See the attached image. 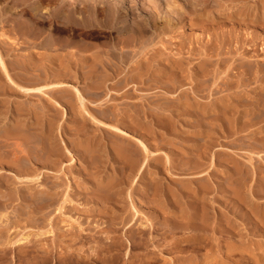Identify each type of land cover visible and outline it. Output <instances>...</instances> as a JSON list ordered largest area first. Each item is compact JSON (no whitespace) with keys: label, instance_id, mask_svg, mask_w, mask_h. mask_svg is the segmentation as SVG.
<instances>
[{"label":"rangeland","instance_id":"rangeland-1","mask_svg":"<svg viewBox=\"0 0 264 264\" xmlns=\"http://www.w3.org/2000/svg\"><path fill=\"white\" fill-rule=\"evenodd\" d=\"M11 1L0 0V20L3 21L0 22V53L2 58L4 55L7 63L12 65L14 59L17 61L23 58L21 54L27 53L29 44L41 43L42 40L53 35L56 38L61 37L58 30L61 24L58 21L40 23L36 17L41 19V15L60 13L61 10L67 15L66 12L71 10L72 5L68 4V0H64L65 4H62L63 0L62 2L61 0H45L38 10V16H34L26 12L27 4L20 3L21 0H17L16 5V0ZM27 1L35 4L37 0ZM79 1L82 2L78 5V9H75V15L80 17L81 14H87L88 11L83 9L85 8L83 5L85 1ZM79 1L78 3H80ZM195 1H197L195 4H191L189 1L178 0L183 7L179 6V8L174 9L177 14H172L175 16L172 30L165 34H155L154 41L158 50L151 53L157 54V51H163L162 62L157 63L155 61L153 63L155 71L153 69L152 73L143 72L140 74L142 81L136 78L137 81H129L126 85L123 82L133 71L131 69L124 71L125 74L122 72V75L120 72L119 76H112V79L109 80V86H113L111 87L113 93L108 105L112 106L111 109H114L117 117L128 112L130 117L144 120L143 122L146 121L147 131L144 133L134 126L130 128L124 122L120 123L119 126L131 133L130 138L135 145L138 144L137 140H141L148 145L151 151L157 152L156 159L150 155L143 176L133 170L129 181L122 182L121 185L123 186L120 187V190L115 189L112 196L113 204L99 200L91 192L96 180L90 178L88 174L90 171L86 169H89L93 163L85 161L88 164L87 167L78 160L73 168L68 164L71 155L78 157V148L75 144L78 140L95 139V143L99 141V149L102 151L104 145H110L108 134L96 128V124H94L95 126L89 124V129L84 128L83 121L76 113V103L70 104L58 93H56L58 96L54 94L53 98L66 106L67 113L62 115V112L59 111V115L54 117L50 126L48 119L52 112L51 110L47 112L45 106L48 99L38 96L25 98V96L11 93L3 84V73H1L0 139L3 135V125L10 127L12 122L14 123L18 118L20 121H27V124H32L38 120L36 122L41 125V127L38 125L37 128L39 132L40 130L47 132L46 136H53L52 138L62 149L66 146L71 151L70 154L65 153L62 162L59 163V166L63 163V170L65 171L62 174L63 181L60 183V192L65 190L66 184L70 181L71 188L68 191V196L71 198V202L63 211L58 210L57 212L55 206L60 201L57 200L54 202L55 206L51 211L44 216L40 214L37 216L32 210V205L28 206L27 203V198L32 197V192L39 188L37 183L33 182L27 189L23 190L21 183L19 186L16 179L12 180L13 174L8 171L3 173V167L0 166V264H66V261L64 263L57 261V257L64 254H71L73 257L90 256L93 253L92 248L74 244L70 239L78 231L83 234H91L95 229H108L111 225L109 219L112 213L116 212L117 219L122 214L133 217V213H135L133 208L138 210L134 216V227L143 222L151 223V221L156 226L165 225L167 218L171 216L162 213L157 206L169 204L168 206L171 205V207L178 209L180 205H183L186 207V212H189L192 205L191 200L199 204L202 203V200L207 203L209 226L216 227L214 234L212 227H209L207 230L198 233L202 235L200 242L196 239L186 242L191 234L196 233V230L176 232L177 243L180 242L179 244L183 245V250L179 253L175 249H170V246L167 248L158 246L157 242L164 240L153 231L149 235L151 238L155 237L156 243L149 240L148 247L139 250L131 248L132 244L130 243L135 240L134 231H127L122 234L123 226L119 224L116 232L110 234L112 239H120L125 244L123 252H120L121 260L119 263L139 264L140 261H143L137 256L146 252L151 258L144 261L145 264H185L186 260L191 259L195 261L194 264H214L213 259L215 258L221 263L226 260V256L219 253L215 245H212L214 243L213 238L218 236L221 243L237 238L243 239L242 241L247 243H245L246 255L233 254L234 256H232L234 259H241L242 257L244 260V262L241 260L242 264H264V216L256 215L258 210H264V139H261L264 138V0ZM60 4L61 6H59ZM3 10L6 11V17L3 15ZM73 26L69 28L66 34L68 41L72 39L70 44L75 42L73 39L76 41L82 39L79 42L90 47V51L99 48L105 49L110 43L109 36L105 32L100 33L88 27H80L79 30L77 25L73 24ZM34 30L36 31L35 34L29 32L30 35L27 36L28 31L33 32ZM31 35L32 37H30ZM3 41L7 42L4 47ZM73 48V46L69 47V50L75 52L73 58L76 61V57H79V51L77 52L76 47L71 50ZM147 50H144L142 54L138 53L137 59L146 54ZM35 51L43 50L40 47L39 49L35 47ZM81 53L82 51H80ZM174 59L181 62V66L179 65L177 70L170 64ZM201 62H204V65L201 66ZM156 65L166 67V74L168 75L176 72L177 82L175 86L169 84L170 82L166 81V77L162 80L156 79L160 68ZM73 68H77L74 61ZM88 80L82 73L78 75V79L73 75L68 78L69 82L83 90L85 103L89 109L91 108L97 117L104 120V117L97 112L103 110L104 106L101 105L103 107H100V98L98 100L93 99L88 94L91 90ZM114 81L121 82V84L117 85L118 83ZM182 101L184 103L181 104ZM188 102H190L189 104L192 102L193 107L188 104L187 106L186 103ZM31 105L36 107V111L39 109L41 113L45 111L46 117L41 116L40 112L37 114L40 115L39 118L43 117L41 120L29 112L20 115L15 112L20 106L25 107L28 111V108L33 107ZM231 108L235 110L233 111ZM156 111L162 113L167 122L164 119L163 123L156 122L157 118L154 115ZM222 116L225 117L223 121L218 119ZM22 117L23 119H21ZM258 131L259 133H257ZM101 138L103 139L101 140ZM61 142H64L65 145ZM0 144L2 143L0 142ZM108 145L107 149L112 154ZM103 160V164L92 174L96 175L98 180L104 181L108 176H118L119 164L112 161L113 158L110 162L108 158ZM235 166H240L242 170H238ZM42 168L43 166L39 165L37 171L42 170ZM56 169L54 167L52 170ZM10 170L15 172L14 169ZM3 174L9 183L7 181H5L6 184L3 183ZM52 177L51 175V179ZM144 177L148 181L150 180L151 184L158 186L161 192L159 191L156 195L151 189L146 192ZM132 178L134 179L133 184L130 182ZM203 184L207 188H204ZM184 186H192L199 192L197 196H194L195 199H192L194 197H191L187 192L186 194L182 193L181 189ZM236 186H239L241 194L235 193L234 188ZM5 189L13 193L12 199L3 201V190ZM169 189L174 191L173 196L166 194ZM5 222L8 223L6 227ZM230 223L236 225V229L240 230L239 234L234 232L235 229H230ZM45 231H51V233L48 235ZM42 232L45 234L39 235ZM22 237H26L24 242L13 244L14 241H18ZM61 238L64 239L63 242L60 241ZM156 238L160 240L157 241ZM7 239H10L9 241L12 243L4 244L3 242ZM170 239L168 236L166 240ZM126 249L127 254L125 253ZM45 255L49 257V261L42 262L41 259ZM226 261L229 264L228 259ZM91 264H100V262Z\"/></svg>","mask_w":264,"mask_h":264},{"label":"bare ground","instance_id":"bare-ground-1","mask_svg":"<svg viewBox=\"0 0 264 264\" xmlns=\"http://www.w3.org/2000/svg\"><path fill=\"white\" fill-rule=\"evenodd\" d=\"M78 1L79 0H74L71 2L68 0V4L72 5V8L70 11L66 12L67 15H65V12L62 13V10H61L60 13L48 14L47 16L41 15V17H42V18L40 17L41 19H38V17H36V19L40 23H46V22L50 23L51 21H58L61 24L60 27H58V30L61 34V37L56 38V37H53L54 35L52 34L53 35L52 37H49L48 39L42 40L41 43L29 44V46H27V49H28L27 53L24 52L25 54H21V55H23V58L21 60H17V61H15V59H14L12 65L8 64L4 55L2 58V55L0 53V79H1V73H3V75H2L3 76V84L7 87L8 91H10L11 93L19 94L21 96H25V98L29 97V96H33V97L38 96L40 98L48 99L47 104L45 106H46L47 112L50 110L52 112L51 116L48 119V123L50 126H51L52 121L54 120V117L57 116V114L59 115L60 112H62L61 113L62 115L67 113L66 106L63 105L59 100L53 98V95L58 93L59 96H61L62 98L64 97V99H66V101H68L70 104L76 103V107H77L76 113H78L77 115L83 121L82 124H83L84 128L89 129V127H90L89 124L90 125L96 124V126L94 125L96 128H98L99 130L108 134L109 139H110V145H108L107 143H105V144L110 146V150H112V154L110 153L111 151L109 152V149H107V145H104L102 147L103 149L101 151L99 149L100 148L99 141H97L98 143H95V141H94L95 139H92V138L85 139L84 138L83 140L80 139L75 143L77 148H78V150H77L78 151V157H74L73 155H71L72 157H71V160L69 161L68 164H70V167L73 168V165H75L78 160L82 164H84V166L88 165L85 161H90L91 163H93L92 166L89 165L90 166L89 169L85 168L87 171L88 170L90 171V173H88L90 178L96 180V183L94 182L95 185L92 186V189L90 188L92 190L91 192L94 193V195L99 200H101L105 203H112L113 202L112 196H113V192L115 191V189L120 190V187L123 186V185H121L122 182L125 183V181H127V180L129 181V179L133 173V170L137 171V173H139L140 175L142 174V176H143L145 169L149 163L150 155L155 157V159H156L157 152L151 151L149 149L148 145L141 140H137L138 144L135 145L130 138L131 133L127 132L121 126H119L120 123L124 122L130 128L134 126L136 128L138 127L139 129H141L142 132H144V133H146V131H147L146 121L143 122L144 120L141 121V120H138L134 117H130V113H128V112H125L124 114L122 112L123 116L117 117V115L113 111L114 109L113 110L111 109L112 106L110 107V105H108V104H110L108 102H109V99L113 93L112 89H111V87H113V86H109L110 85L109 80L112 76L113 77L115 75L119 76L120 72L122 75V72L124 73V71H126V70L128 71L129 69H131L133 71L131 72V74H129L128 78L124 79V82H123L126 85V84H128L129 81H133L136 78H139V79H141L140 81H142L140 74L143 72L152 73V71L154 69L153 63L155 61H157V63L158 62L160 63V62H162V59H163L162 58L163 51H157V54L151 53L152 51L158 50L156 48V46H157L156 42L154 41L155 34H157V33L165 34L166 32L172 30L174 22H175V16L172 14L176 13L174 9L175 8L177 9V7L179 8V6L183 7V5L180 4L178 2V0H84L85 2L83 3V5L85 8H83V9L87 10L88 12H87V14L83 13L84 15L81 14V16L79 17V15L78 16L75 15L76 14L75 9H78L77 7L79 4H81L82 1L81 2L79 1L80 3H78ZM186 1H189L191 4H195L197 2L195 0L194 1L185 0V2ZM44 2H45V0H37L36 3L34 4V3H31L27 0H21L20 1V3H22L24 5L27 4L26 12L28 14L29 13L33 14L34 16H38V10H39L41 4ZM61 2H62V0H61ZM169 2H171V3H169ZM16 4H17V0L15 2V5ZM62 4H65L64 0H63ZM185 4H188V3H185ZM18 5H19V3H18ZM59 6H61V4ZM65 7H66V5H65ZM67 8H68V6H67ZM6 9H8V8H6ZM181 9H184V8H181ZM22 12H23V10H22ZM5 14H6V11L3 10V15L5 16ZM3 20L5 21L6 19L4 18ZM0 22H3V21L0 20ZM73 24L75 26L77 25L79 30H80V27H82V28L88 27L94 31H99L100 33L105 32L109 36L110 43H108V45L105 47V49L101 50L99 48L100 50L96 49V50H90V51H89L90 47H88L86 44H82L81 42H79L82 39H77L79 41H76L73 39V42L74 41L75 42L72 43L73 45L70 44V41H72V39L68 41L67 40L68 37H66V34H67L69 28L71 26H73ZM29 32L33 33V34L36 33L35 30L33 32L28 31L26 33L27 36L30 35ZM50 32H52V31H50ZM95 34L98 35V33H95ZM56 35H57V33H56ZM69 36H70V34H69ZM30 37H32V35ZM109 39H107V40H109ZM6 43H7L6 41L5 42L3 41V47H4V44H6ZM72 46L74 48L71 50H74L76 47L77 52L79 51L78 52L79 57H76V61L73 58L75 52H71L69 50V47H72ZM35 47L36 48L38 47V49L40 47V49H42L43 51H35ZM103 48H104V46H103ZM144 50H147L146 54H148V55L144 54L139 59H137L138 56H136V55L138 53L142 54V52ZM52 51H54V52H52ZM80 51H82L81 54H80ZM153 53H156V52H153ZM13 58H14V56H13ZM73 61L76 62L77 68H73ZM180 63L181 62L174 59V61L170 62V64L172 65V66L171 65L170 66L177 70L179 68ZM200 65L201 66L204 65V62L203 63L201 62ZM156 66H159V65H156ZM159 67L160 68L158 69L156 79L159 78V80L160 79L162 80V78L164 79V77H166L167 78L166 81H169L170 82V83L168 82L169 84H172L173 86H175L176 82H177L176 72L171 73V74L169 73V75H168V74H166L167 73L166 67H161V66H159ZM118 69H119V72H118ZM154 71H155V69H154ZM81 73H82V75L84 74V76L87 77V79H89L88 80L89 86H90V89L92 91L90 90L88 92V94L91 95L93 97V99L98 100L100 98L99 99L100 100L99 101L100 107H101V105L104 106L103 110L101 109V110L97 111L101 116L104 117V120L97 117V115L93 111H91V108L89 109V107L86 105V103H85L86 99H85V96L83 95V92H82L83 90H81L79 87H77L76 85H73L71 82L68 81V78L71 77L72 75L78 79V75L79 74L81 75ZM166 75H168V76H166ZM135 81H137V80H135ZM112 82H113V80H112ZM114 82L118 83L117 81H114ZM31 84H33V85H31ZM119 84H121V82H119L117 85H119ZM167 87H168V85H167ZM103 93H104V96L102 97ZM58 94H56V95L58 96ZM73 99H74V101H73ZM252 100H254V99H252ZM183 101L180 103L181 104L184 103ZM225 102H227V101H225ZM97 103H98V101H97ZM189 103L190 102L186 103V105L188 104L189 106L193 107V103L192 102H191V104H189ZM178 104H179V102H178ZM257 104H259V103L257 102ZM253 105H254V103H253ZM31 106H33V105H31ZM15 107H16V105H15ZM100 107H99V109H100ZM178 107H180V106H178ZM226 107H227V105H226ZM132 109H133V107H132ZM208 109H209V107H208ZM225 109H227V108H225ZM231 109H233V108H231ZM16 110L17 111H15V112H17L18 115H20L22 113L29 112V113L36 115V118H39V116H40V115L38 116V114H37V112H40V109H39V111H36L35 106L28 108V111H27V109H25V107H21V106L18 107ZM159 110H161V109H159ZM183 110H188V109H183ZM234 110L235 109H233V111ZM175 111H176V109H175ZM202 111H203V109H202ZM223 111H225L224 108H223ZM139 112H140V110H139ZM143 112H144V110H143ZM163 112H164V110H163ZM131 114H132V112H131ZM133 114H135V113H133ZM140 114H141V112H140ZM140 114H138V115L140 116ZM34 115H32V116H34ZM45 115H46V113H45V111H43L41 113V116L46 117ZM151 115L153 116V114H151ZM154 115L157 118L156 122L163 123L162 122L163 119L165 120V118H163L162 113H158L156 111L154 113ZM164 115H166V114H164ZM223 115H225V114H223ZM3 116H5V115L3 114ZM28 116L30 117L29 114H28ZM136 116H137V114H136ZM0 118H1V116H0ZM42 118H39V119L41 120ZM5 119H7V118H5ZM12 119L14 120V117ZM21 119H23V117ZM121 119H122V121H121ZM218 119L223 121L225 119V117L222 116ZM36 121H38V120H36ZM36 121H34V123H32V124H27L26 123L27 121L23 122V121H20L18 118L15 120L14 123L12 122V125H10V127H8L9 125L8 126L3 125L4 126L3 127V133H2L3 135L1 136L2 139H0V142L2 143V144H0V166L3 167V173L8 171V172H11L13 174L12 180L16 179V181L19 182V186L21 183V185H23V187H21L23 190L27 189V187H29L31 183H33V182L37 183V186H39V188L35 189L32 192V197L27 198V203H28V206L32 205L31 206L32 210L36 213V215L40 214V215L44 216L49 211H51V209L55 206L54 202H56L57 200H60L58 202V204L55 206L57 212H58V210L63 211V209L65 207H67V204L69 202H71V198L68 196V191L71 188V184H70L71 182L70 181H68V183L66 184L65 190L63 192H60L61 191L60 183L63 181L62 174H64L65 171L63 170V163H62V165L59 166V163L62 162L63 155L65 156V153H69V152L71 153V151L66 146H64L65 148L62 149L61 146L57 145L55 139L52 138L53 136L52 137L46 136L47 132H44L42 130H40V132H39V130L37 128H38V125H40V124H38ZM249 121H250V119H249ZM3 122H5V121H3ZM42 125L44 128L43 123H42ZM164 126L167 127L166 124H164ZM231 126H233V125H231ZM248 126H250V125H248ZM40 127H41V125H40ZM48 127H47V129H48ZM214 127H216V126H214ZM168 128H166V129H168ZM231 132H233V131L231 130ZM257 133H259V131ZM88 136H89V134L87 135V137ZM252 138H253V136H252ZM259 138H261V137H259ZM102 139L103 138H101V140ZM249 139H251V138H249ZM261 139H264V138H261ZM101 140H100V142H101ZM249 141H251V140H249ZM62 144H64V142ZM104 158H108L109 162L113 158L114 160H112V161H115L119 164L118 176H116V175L115 176H108L106 174L108 177L105 181L101 180V179L98 180L96 175L92 174L93 172L95 173V171L101 166V164H103ZM158 159H159V157H158ZM194 164H195V162H194ZM39 165H42L43 168H42V170L37 171ZM54 167H56L57 169L52 170ZM81 167H82V165H81ZM8 168H9V170H8ZM82 168H84V167H82ZM235 168H237L238 170H242V168L240 166L239 167L235 166ZM10 169H14L15 172H12V170H10ZM92 169H94V170H92ZM33 171L34 172L36 171V172L31 175L30 173ZM116 172H117V170H116ZM51 175L53 176L52 179H51ZM64 177L67 178L66 176H64ZM102 178H104V177H102ZM143 180H144V188H145L146 192L150 189L154 190L155 195L158 194L159 191L161 192V190L159 189L158 186L151 184L152 182L150 180L148 181L145 177L143 178ZM5 181L8 182V180L4 177V174H3V183L4 184H6ZM133 181H134V179L132 178L130 182L133 184ZM238 182H240V181H238ZM4 184H3V186H4ZM203 186H204V188H207L204 184H203ZM238 187L239 186H236L234 188L235 193L241 194L240 188H238ZM181 191H182V193H185V194H186V192L189 193V195L191 197L197 196V193H199L196 189H194V187L192 188V186H184V187H182ZM166 194L173 196L174 191L169 189ZM12 196H13V193H11L10 191H6V189L3 190V196H2L3 201L12 199ZM195 198L196 197H194L192 199H195ZM191 203H192V205L190 204L191 209L189 212H186V207H184L183 205H180L178 207V209L171 207V205L168 206L169 204H166L165 206H157V208L162 213H166V214H169L171 216V217L167 218V222L165 225L162 224V225H157V226H156V224H153L151 221V223L143 222V223L138 224L137 227H134V224H135L134 216L138 211L136 208H133V210L135 212V213H133V217H128L127 215L122 214L119 219L116 218V215H115L116 212L112 213L114 211L112 209V212H111L112 214L110 215V219H109L111 225H109L108 229L107 228L106 229L101 228L100 230L95 229L94 232L91 234H86V233L83 234L81 231H78L77 234L72 235V237L70 238L72 243H74V244H79L80 246H86L89 249L92 248V251H93L92 255H90V256L88 255L89 257L88 256L87 257L86 256L73 257L71 254H67V255L64 254V255L58 256L57 261H59L60 263H64V261H66V264H91L93 262H95V263L100 262V264L101 263H103V264H121V263H119V260H121L120 252L123 250V247L125 248V244L120 239H116V238L112 239V237H111L112 235L110 236L111 233L116 232V230L118 229L117 225H119V224L121 226H123L122 234H123V232L126 233L127 231H134L133 233H134L135 240L133 243H130V244H132L131 248H135V249H139V250L146 249L148 247L149 240H152L153 242L155 241L154 240L155 237L151 238V236H150L152 234L151 232L154 231V232H156V234H158V237L163 238V240H164V241L159 242L158 240H160V239L156 238L158 241L157 242L158 246L163 247V248H165V247L167 248L168 246H170L171 247L170 249H175L176 251H178L180 253L183 250V245L179 244L180 242L177 243V239L175 236L176 232L185 231V230H188L190 232L192 230H196V233L191 234V236H189V240H187L186 242L192 241V239L193 240L196 239L197 241L199 240V242H200L202 240L201 239L202 235H200L198 233H200L204 230H207L209 227H212V226H209V215H207V212H208L207 208L208 207H206L207 203L204 202L203 200H202L201 204L195 203V201H193V200H191ZM158 205H160V204H158ZM110 207H112V206H110ZM130 207H131V205H130ZM108 209H110V208H108ZM110 211H111V209H110ZM256 213L255 214L257 216H264V210H258ZM107 214H109V212ZM3 215H5V214L3 213ZM4 225L6 227V226H8V223L5 222ZM55 226H56V224H55ZM229 226H230L231 230H234V229L236 230V231H234L236 234L240 233V230L236 229V227H235L236 225L234 223H230ZM212 229H213V234H214L216 232V227L213 226ZM45 232L44 233L42 232L39 235H43V234H45ZM48 233H51V231L46 232V234H48ZM147 233H148V236H147ZM168 236H170L171 239L167 241L166 239ZM25 239H26V237H22L18 241H14L13 244L15 243V245H16V244H19L21 242H24ZM213 239H214V241L213 240L212 241L214 243L212 245L213 246L215 245L216 250L219 253L225 254L224 255V256H226L225 259L226 260L228 259L229 264H242V261H241V260H243L242 257H241V259L240 258L234 259V257H232V256H234L233 254H239L240 256H242V254L244 255L247 252L246 251L247 247L245 246L246 242L244 243L242 241L243 239L237 238V239H232V240H225V242H223V243L220 242V240H219L220 238L218 236L216 238H213ZM9 240L10 239H7L3 243L6 245L11 244L12 242ZM60 241L63 242L64 239L61 238ZM155 243H156V241H155ZM157 245H156V247H157ZM125 253L127 254V249H126ZM215 253L217 254L216 251H215ZM4 254H6V252H4ZM148 255L149 254L147 252L145 254L142 253V254L138 255L137 257H139L143 261V262H141L139 260L140 261L139 264H145L146 262L144 263V261H146V260L148 261V259L150 260L151 257H150V255L149 256ZM133 256H135V255H133ZM122 257H123V255H122ZM176 260H177V258H176ZM213 260H214V262H213L214 264H228L226 260L225 261L223 260L224 262H221V263L216 258ZM41 261L42 262L49 261V257L47 255H45L42 257ZM194 262L195 261L192 259L186 260L185 264H194ZM243 262H244V260H243Z\"/></svg>","mask_w":264,"mask_h":264}]
</instances>
